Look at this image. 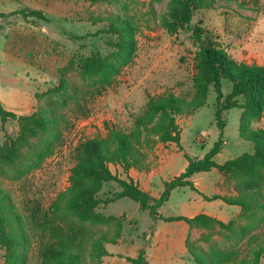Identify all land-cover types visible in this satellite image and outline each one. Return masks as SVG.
<instances>
[{"label": "rangeland", "instance_id": "374dc122", "mask_svg": "<svg viewBox=\"0 0 264 264\" xmlns=\"http://www.w3.org/2000/svg\"><path fill=\"white\" fill-rule=\"evenodd\" d=\"M192 1L196 7L191 25H200L205 39L237 61L264 66V0ZM171 3L83 0L82 11L67 14L66 20L56 15L0 18L2 108L19 117L38 114L54 118L53 125H47L49 130L27 136L26 142L20 139L17 120L0 119V195L8 197L5 203L13 206L11 211L19 217L6 226L15 243L10 245L13 251L23 254L17 264H44L41 255L45 248L78 253L83 264H128L127 257L151 247L156 225L131 199L101 204L85 216L53 213L49 207L69 186L80 145L106 139L110 128L135 136V119L153 97L173 94L185 101L197 97V46L190 32L179 29L170 33L164 27V20H170ZM125 22L134 29L135 44L128 61L118 52L121 36L113 31L115 25ZM91 58L107 65L108 82L98 74L83 72L81 66ZM221 90L224 96L229 94L231 83L223 80ZM215 105L216 94L210 86L203 106L176 117L180 147L152 138L137 140L144 161L129 170L147 175L152 196L158 197L163 183L185 170L184 154L202 159L217 141L220 131ZM222 121L223 146L215 161L223 164L253 154L254 144L241 137V122L246 131L264 130V112L252 118L233 108L222 112ZM37 153L45 157L38 165L32 162ZM108 168L119 178L129 171L114 163ZM190 179L207 197H241L242 191L260 197L248 199L250 209L244 211L221 200L206 201L189 187L172 190L158 209L161 215L175 217L181 213V205L189 203L210 219L192 226L185 222L189 228L185 242L188 264H195V258H212L214 264H264V254L257 258L253 254L258 245L264 246V208L259 207V201H264V169L227 173L213 168ZM119 191L116 183L107 182L98 197L105 199ZM158 223L160 232L176 225L175 221ZM22 233L26 243L21 247L16 241ZM10 258L0 246V264H8ZM175 261L171 256L170 262Z\"/></svg>", "mask_w": 264, "mask_h": 264}, {"label": "trees", "instance_id": "16d2710c", "mask_svg": "<svg viewBox=\"0 0 264 264\" xmlns=\"http://www.w3.org/2000/svg\"><path fill=\"white\" fill-rule=\"evenodd\" d=\"M195 7L192 0H172L169 11L170 20H164V27L170 33L179 29L190 32V38L197 46L194 57V87L197 97L191 101H185L173 94L153 97L148 101L145 111L135 119V136L110 128L106 139L88 140L80 145L77 149V163L71 169L68 179L69 186L58 193L49 207L51 212L80 214V216L91 215L101 204L106 205L122 198H128L136 202L140 210L147 211L153 223L158 220L184 221L192 226L201 219H210L203 214L187 218L182 216L163 217L158 213V209L168 201L172 190L189 187L202 195L206 201L221 200L227 205L239 206L244 211L250 209L248 199L260 197V194L257 195L253 191L248 195L242 191L241 197L219 195L207 197L195 188L190 179L194 174L207 172L213 168L227 173L235 170H252L254 173L264 169V130L246 131L242 122L241 137L254 144V153L240 155L223 164H218L215 161V157L221 152L223 146L222 133L225 124L222 121V112L238 108L252 118H259L264 112V66L237 61L230 57L224 49L205 39V30L200 25H191ZM15 14L42 18L41 13L26 9L8 14L0 13V18ZM113 31L121 36V41L116 44V47L124 60L128 61L135 44L134 29L125 22L121 26L115 25ZM123 38H126V41H123ZM81 67L83 72L98 74L103 82H108L107 65L103 61L91 58ZM223 80L231 83V91L226 96L221 90ZM210 86L216 94L215 123L220 131L218 139L202 159L184 154L187 162L185 170L179 176L163 183V190L158 198H152L131 178L121 179L110 171L109 163L120 164L127 172L130 168L138 167L139 163L144 161V156L136 144L141 137L143 139L152 138L162 143L172 142L180 147V132L176 124V117L184 113L192 114L194 110L203 106ZM8 118L17 120L21 129L20 139L25 142L27 136L34 137L37 132H46L49 130L47 125L54 123L53 117L38 114L19 117L6 111L0 103L1 121L4 122ZM44 158L42 153H37L32 162L38 165ZM107 182L116 183L120 187V191L111 197L100 199L98 194L102 185ZM244 196L247 198L246 200ZM7 198L6 195H0V246H3L11 257L8 264H17L22 262L23 254L20 255L13 251L10 245L15 243L9 238L6 226L7 224L11 225L13 220L19 221V217L11 211L13 206L5 203ZM259 207L264 208V201H259ZM3 213L4 215H2ZM218 224L222 225L219 222ZM16 242L18 246L22 247L26 243L25 235L22 233ZM100 254L104 255L103 252ZM253 254L256 258L264 254V246L258 245L253 249ZM41 257L44 264H83V259L78 253L58 248H45ZM126 261L130 264H148L145 249L141 248L135 258L127 257ZM194 262L195 264H214L212 258H195Z\"/></svg>", "mask_w": 264, "mask_h": 264}, {"label": "crops", "instance_id": "0c3cea01", "mask_svg": "<svg viewBox=\"0 0 264 264\" xmlns=\"http://www.w3.org/2000/svg\"><path fill=\"white\" fill-rule=\"evenodd\" d=\"M82 2L83 0H0V13L8 14L21 9H26L41 13L42 18L43 15H56L61 17V19L63 18L66 20L67 14L82 11ZM146 176L147 175L144 173H138L134 170H129L127 175L124 174L121 179H126L127 177L131 178L134 182L139 184V187L143 191L150 194L151 186L148 182L146 183ZM150 196L152 198L159 197L152 196L151 194ZM197 214L198 211H195L194 205L183 203L181 205V213L177 216L192 218ZM159 221L160 220L154 223L156 226L152 233L153 235L150 238V240H152L151 247L146 251L148 264H173L170 262L171 256L174 260H176L174 264H188L190 260L188 258L187 248L185 246L189 229L188 225L184 221H175L176 225H174V227H163V230L160 232L157 229ZM137 254L138 252L131 255L130 258H135Z\"/></svg>", "mask_w": 264, "mask_h": 264}]
</instances>
